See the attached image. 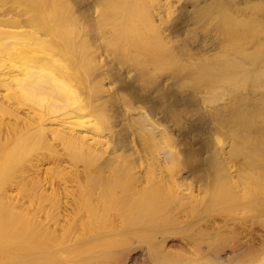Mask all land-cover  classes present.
<instances>
[{
    "label": "bare ground",
    "instance_id": "1",
    "mask_svg": "<svg viewBox=\"0 0 264 264\" xmlns=\"http://www.w3.org/2000/svg\"><path fill=\"white\" fill-rule=\"evenodd\" d=\"M144 1L0 0V264H264L211 176L264 118L253 0Z\"/></svg>",
    "mask_w": 264,
    "mask_h": 264
},
{
    "label": "rangeland",
    "instance_id": "2",
    "mask_svg": "<svg viewBox=\"0 0 264 264\" xmlns=\"http://www.w3.org/2000/svg\"><path fill=\"white\" fill-rule=\"evenodd\" d=\"M145 1H146V4H147V2H149V0H145ZM182 1L183 0H171V2H170L171 15L168 16L169 18L176 11L178 4L181 3ZM224 1L225 0H220L219 7H221L224 4ZM230 5H231L230 2H227V3L224 4V7L226 8V10L230 9ZM249 5H250V7H251V9L253 11L252 13L250 12L251 10H250ZM224 7L222 6L221 9L224 8ZM248 7L249 8L247 9V11L250 10L249 13H251L252 15L254 14V16H255V14L259 11V9L261 11V8H262L263 11H264V0H253L252 2H250L248 4ZM233 9H235V8H233ZM217 15L218 14L208 18V20L204 19L206 21V23H207L206 26H205L206 28H211L212 25L214 26L215 22L218 20ZM238 16H240V15H237L235 18H238ZM254 16L250 15V17H248L247 20H246V16L245 17L241 16L240 18L242 20L240 18H238V19H240L242 21L243 24L245 23L244 24L245 26L248 25V26H246L245 30H248L247 28H250L249 30L251 31V33L248 32L247 39L244 36L242 39L234 41V44L238 45L237 43H240V41L245 42L246 40H248V37H249V39L254 37V36H252L253 32L256 33V30H257L256 28H258V27H259V29H258L259 32L257 31L258 34L256 33L257 37H258V35L261 34L260 36L264 38V36H263L264 35V28H260V27H264V16H263V18L259 19L260 22H258L256 20L257 22L253 23L255 21L254 18H253ZM243 17H244V19H243ZM230 19L233 20V18H230ZM240 20H239V22H241ZM242 23H241V25H243ZM249 24H250V26H249ZM252 24H254V26ZM244 25L242 26L243 28H245ZM251 25L253 27L256 26L253 29V31H252ZM262 29H263V32H262ZM246 33H247V31H246ZM224 36L225 35H222L220 33L218 34V38L219 39L224 38ZM257 37L255 36V38H257ZM263 70H264V68H263ZM263 70H261V71L258 70V71L262 72ZM258 71H255L254 72L255 74L253 73L252 76L253 77H254V75L257 76ZM256 72H257V74H256ZM262 75H263V73H261V75L259 74V76H257V77L259 79H261ZM260 76H261V78H260ZM254 79H255V81H254ZM256 80H257V78H253V79H251L250 83H252V82L256 83ZM261 80L263 82H260V80H259V82L258 81L257 82L261 83V84L262 83L264 84V78L261 79ZM220 102H222V101H220ZM255 109H256V107L252 108V112L253 113H251V114H254V113L256 114V112H258L257 114H259L261 116H264L263 114H261V112L259 113V111H256ZM257 114L255 115V118L259 117ZM251 119H253L251 122L253 123V127H254V125H257L254 122H256V121L258 122L261 119V117H260V119L258 118L259 120H257V119H254V116H252ZM263 120H264V118H263ZM263 120L261 119L260 123L258 122V126H255L254 128L252 126H250V125H248V127L246 125H244L245 127H243L242 124H244L247 121V120L246 121L243 120L242 123H239V124H241L240 125L241 127L238 126L235 129H229V128L228 129L227 128L226 129H222L223 131L222 130L219 131L221 133L218 132L216 134V137H215L216 145L219 146V147L220 146H224L225 148H227L226 149L227 153L225 154V158L223 159L222 168L221 169L218 168L216 170L214 169L211 172V176L216 179V184L214 186V191H215L216 195L218 197H220L221 200H222V202L220 204H218L214 209L217 210L216 212H218V211L228 212L229 216H232L231 220H230L231 225H241L243 221H246L247 223H251L252 222L255 225H258L257 223L259 222L260 219H262V217H263L262 215H264V147H262L263 146V142H264V135H262L264 133H262V132H264V130H259L260 132H258V130H257V129H260V127L262 125H264V123H262V122H264ZM249 126L253 128V131L255 129L257 131H254V133H253L252 128H249ZM241 128L245 129V130H241L242 133L240 132ZM247 128L250 129L249 130L250 132L248 131ZM238 129H239V131H238ZM227 132H229V133H227ZM246 132H248L250 134H245ZM256 132H257L258 135L256 134ZM222 136L227 141L225 139H223ZM262 136H263V138H262ZM257 137H260V138H257ZM258 139H260L262 141H260V140L258 141ZM252 141H254V142H252ZM256 142H258V144ZM260 142H262V144H260ZM255 145H258V146L261 145V146L258 147V146H255ZM254 147L259 148V149L262 148L261 149L262 152L260 151L259 155H261V158H263V160L260 159V157L257 159V161H259V162L262 160L261 163H259L260 166L259 165H255V162H253V161L249 162L247 160V157L252 155L253 153H254L253 154L254 157L256 155H258V150L259 149L257 150ZM250 148H252L253 150L250 149ZM172 149L173 150L176 149V144L172 145ZM254 149L257 150V151L255 152ZM255 153H257V154L255 155ZM230 154H232V155H230ZM248 154H250V155H248ZM262 154H263V156H262ZM52 169H53V167L51 165H48L47 170L49 172H51ZM237 171H238V175L234 176V175L237 174ZM50 175L51 174L47 173V176H50ZM56 176H57V178H60V176L58 174H56ZM239 176H243L247 180V181L244 180L245 183L246 182L248 183V184L246 183L247 187L245 189L239 184V181L241 182L242 180H237ZM44 180H46V179H44ZM192 180H193L192 177L187 178L186 182H185V186H183V188L187 192L190 191V187H188V186L191 185ZM29 183H32V182H29ZM31 185L34 188L32 190L31 195L33 197H35L36 196L35 195L36 194V187L34 186L33 183L30 184V186ZM239 187H242L243 190L239 191ZM210 193L211 194L213 193V191L211 189H209V194ZM154 264H166V262H164V260H163V261H157Z\"/></svg>",
    "mask_w": 264,
    "mask_h": 264
}]
</instances>
